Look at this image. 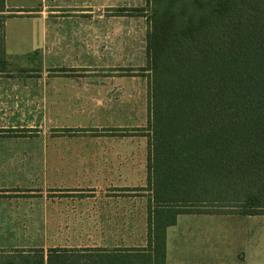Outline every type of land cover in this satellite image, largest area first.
Returning <instances> with one entry per match:
<instances>
[{"label":"crops","instance_id":"0c3cea01","mask_svg":"<svg viewBox=\"0 0 264 264\" xmlns=\"http://www.w3.org/2000/svg\"><path fill=\"white\" fill-rule=\"evenodd\" d=\"M5 2L14 17L4 22L9 64L0 72V127L10 124L23 134L0 138L55 140L43 152L45 188L94 205L90 238L50 248L147 249L148 87L125 71L146 64L147 23L127 15L101 19V7L113 6L109 0ZM36 55L41 70L32 64ZM16 60L22 64L13 69ZM61 69L69 76L56 72ZM144 139L147 148L131 147ZM57 143L65 147H53ZM22 190L37 198L35 188ZM256 217L264 216L178 215L166 231V263L260 264V231L245 226Z\"/></svg>","mask_w":264,"mask_h":264},{"label":"trees","instance_id":"16d2710c","mask_svg":"<svg viewBox=\"0 0 264 264\" xmlns=\"http://www.w3.org/2000/svg\"><path fill=\"white\" fill-rule=\"evenodd\" d=\"M146 5L148 248L0 249V264H167L178 215L264 216V0ZM11 12L0 0V72Z\"/></svg>","mask_w":264,"mask_h":264},{"label":"rangeland","instance_id":"374dc122","mask_svg":"<svg viewBox=\"0 0 264 264\" xmlns=\"http://www.w3.org/2000/svg\"><path fill=\"white\" fill-rule=\"evenodd\" d=\"M146 1L125 0L124 7L114 8L112 0H109V5L113 6L111 9L101 7V19L103 15H116L118 9L128 10V17L125 20L144 22L148 25ZM18 63L22 64L18 60L13 62V69L19 68ZM32 64L35 70L42 69L39 55L35 56ZM146 66L147 61L142 68H129L125 71L146 79L149 103L151 73L145 71ZM61 71L64 72L63 76H69L67 72L70 70L61 69L56 72ZM12 127L13 125L10 124L1 126L0 134H7V136L23 134L15 133ZM146 141L147 139L139 143L133 142L131 147L145 149ZM52 143H56L55 140L39 135L30 138H0V249L44 248L48 250L50 247L72 245L78 240L81 242L90 238L87 233L90 235L93 226L97 225V222L92 220L91 208L94 205L91 200L81 203L76 198L68 197L66 193L61 198L60 193H50L52 190L45 188L43 152L45 148H51ZM53 147L65 146H59L57 143ZM29 186L36 189L34 194L37 198H27L34 196L28 194L27 190H22ZM245 226L250 229L258 227L260 231L259 260L260 264H264V217L247 221Z\"/></svg>","mask_w":264,"mask_h":264}]
</instances>
